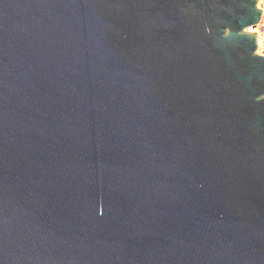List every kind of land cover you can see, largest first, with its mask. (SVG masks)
Here are the masks:
<instances>
[{"label": "water", "instance_id": "95a60500", "mask_svg": "<svg viewBox=\"0 0 264 264\" xmlns=\"http://www.w3.org/2000/svg\"><path fill=\"white\" fill-rule=\"evenodd\" d=\"M257 0H0V264H264Z\"/></svg>", "mask_w": 264, "mask_h": 264}, {"label": "built area", "instance_id": "2783aa9c", "mask_svg": "<svg viewBox=\"0 0 264 264\" xmlns=\"http://www.w3.org/2000/svg\"><path fill=\"white\" fill-rule=\"evenodd\" d=\"M256 7L261 11L260 21L256 26L249 27L244 32L255 37V54L264 57V0H257Z\"/></svg>", "mask_w": 264, "mask_h": 264}]
</instances>
